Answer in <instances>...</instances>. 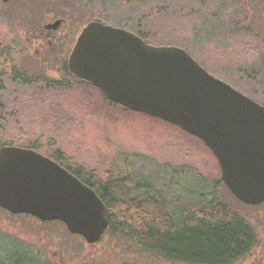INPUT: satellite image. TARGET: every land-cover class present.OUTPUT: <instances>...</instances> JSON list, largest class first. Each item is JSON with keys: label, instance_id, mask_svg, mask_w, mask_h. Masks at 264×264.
<instances>
[{"label": "rangeland", "instance_id": "374dc122", "mask_svg": "<svg viewBox=\"0 0 264 264\" xmlns=\"http://www.w3.org/2000/svg\"><path fill=\"white\" fill-rule=\"evenodd\" d=\"M204 1L206 6L199 9V0H169L158 12L164 6L160 0L123 1L120 6L108 0H11L0 1V16L8 25V36L26 46L24 55H15L17 67L33 75L56 78L61 76L59 62L66 57L80 28L97 17H105L114 26L131 28L140 20L146 21L141 30H148L153 38L165 43L182 42L191 50L190 55L201 59L217 49L213 40L223 38L222 44L235 60L254 68L248 77L242 71L234 85L226 81L264 102V56L247 51V44L264 42V0ZM57 18L67 22L55 31L42 28ZM241 25L253 34L237 32ZM216 29H222V35ZM6 88L3 98L8 105L16 103L17 115L4 120L15 130L7 129L0 140L14 137L34 141L40 151L46 152L60 148L72 162L93 169L99 176H104L108 168L116 169L130 181L143 180L149 188H158L163 198L181 193L209 198L214 192L257 232L254 249L234 264H264V203L247 205L237 200L223 182L216 183L220 174L217 160L196 140L151 116L127 113L118 105L108 104L97 89L78 85L66 94L49 96L48 106L62 108L63 122L68 124L56 130L55 120L46 115L45 101L40 99V103L39 97L36 100L31 86L16 83ZM40 222L0 211V240H14L18 249L37 252L40 260L59 264H182L154 258L120 234L105 230L100 241L88 245L58 220Z\"/></svg>", "mask_w": 264, "mask_h": 264}, {"label": "water", "instance_id": "95a60500", "mask_svg": "<svg viewBox=\"0 0 264 264\" xmlns=\"http://www.w3.org/2000/svg\"><path fill=\"white\" fill-rule=\"evenodd\" d=\"M61 23L57 18L42 28L55 31ZM80 29L66 60L71 74L115 104L198 137L235 198L264 203V105L212 75L183 47L153 45L102 19ZM0 207L58 220L88 245L108 228L107 207L95 190L31 147L0 146Z\"/></svg>", "mask_w": 264, "mask_h": 264}, {"label": "trees", "instance_id": "16d2710c", "mask_svg": "<svg viewBox=\"0 0 264 264\" xmlns=\"http://www.w3.org/2000/svg\"><path fill=\"white\" fill-rule=\"evenodd\" d=\"M123 1H125L123 4L134 2V0H110L111 4L116 6ZM135 1L145 2V0ZM160 1L164 6L159 8L158 12L162 11L169 0ZM199 2V9L206 6L204 0H199ZM242 19L241 21L244 20ZM2 20L3 18L0 19V21ZM106 22L109 23L110 21ZM144 22L140 20L135 28L115 24L138 34L148 43L152 41L159 43L158 45L183 47L191 54V50L182 42L170 41L165 43L153 38L148 30H141L140 26L144 25ZM7 28L6 22L2 21L0 23V135L6 133L7 129L15 130L14 126H12L13 128L8 127V123L5 124L4 120L7 117H13L14 114L17 115L16 103L8 105L3 95L8 84L16 83L31 86L36 100L39 97L40 103L42 102L40 99L45 101L42 104L47 109L46 115L55 120L54 128L56 130L66 127L68 124H64L62 118L64 110L53 104L48 106V100L50 99L49 96L64 94V88L69 86L68 83L57 82L40 73L33 75L20 70L15 64V55H24L26 46L20 45L15 37H9ZM248 28L241 25L238 30H235L253 34ZM221 31L222 29L215 30L217 34L222 35ZM222 39L213 40L218 50L216 49L212 55H206L202 59L197 58L194 54L192 57L209 72H211V68L217 72L218 78L231 81L234 85L240 81L242 71L248 77L254 68L237 59L235 60V57L230 54L229 48L222 44L224 41ZM247 45V51H258L260 56H264V42ZM221 47L223 48L221 49ZM97 90L100 92L99 89ZM101 95L106 100L104 95ZM257 102L264 105L262 101ZM120 107L127 113H136L123 106ZM157 120L176 128L181 134L192 140H196L212 155L208 147L204 146L198 137H194L178 126L162 119ZM7 145L31 147L40 153L46 152L40 151L36 142L26 139L9 137L0 140V146ZM60 150V148H56L53 151ZM76 173L85 184L90 185L95 190L106 205L108 216L106 232L123 235L134 241L143 252L154 258L182 264H234V262L248 255L256 245L257 232L255 229L238 212L230 209L224 200L218 198L214 192L209 198L201 195L198 197L193 195L182 196L183 193L171 194L168 198H163L162 192L158 188H149V185H146L147 182L143 180L139 182L130 181L128 175H122L120 171L113 168H108L104 176H99L93 169L82 167ZM215 182L222 183V180L218 178ZM16 244L17 242L14 240L11 242L0 241V264H59L52 262L51 259L42 261L37 252H29L26 248L18 249L15 247Z\"/></svg>", "mask_w": 264, "mask_h": 264}, {"label": "flooded vegetation", "instance_id": "af4514ba", "mask_svg": "<svg viewBox=\"0 0 264 264\" xmlns=\"http://www.w3.org/2000/svg\"><path fill=\"white\" fill-rule=\"evenodd\" d=\"M109 2H110V0H108ZM111 3V2H110ZM117 6H120V3H118V5ZM105 17H97V18H93V19H102V20H104L105 21V19H104ZM62 19V23L61 24H64V23H66L67 22V20L66 19H63V18H61ZM106 22V21H105ZM108 23V22H107ZM109 24V23H108ZM70 48L71 47H69V49H68V53L66 54V57H62L61 58V60H60V70H59V73L61 74V76H60V78H56V77H51L50 75L48 76V75H46L48 78L50 77L52 80H55V81H57V82H62V83H68V87H65L64 88V94H66L68 91H71V89H73L76 85H78V88H79V86L80 87H82V86H90V87H92V88H95V89H99V88H97L96 86H94V85H91V84H89V83H87V82H85V81H80L79 79H77L73 74H71V72H69V70H68V68H67V63H66V60H67V57H68V55H69V50H70ZM43 75H45V74H43ZM100 90V89H99ZM100 92H101V94H103L102 93V91L100 90ZM56 95H58V94H56ZM104 95V94H103ZM104 98L106 99V102L108 103V104H110V105H114L115 103H113L112 101H110L109 99H107L106 98V96L104 95ZM104 100V99H103ZM115 105H118L119 106V104H115ZM114 105V106H115ZM120 106H122V105H120ZM129 110V109H128ZM44 155H46V156H48L49 158H51V159H53V160H55L57 163H59L60 165H62L63 167H65V168H67L68 169V171H70L71 173H73L74 175H76L79 179H80V177L78 176V173H76V171H78V169L80 168V167H82L83 168V166L81 165V164H79V163H77V162H72V160H71V157L70 156H68L64 151L63 152H61V151H52V152H48V153H46V152H42ZM81 180V179H80ZM82 181V180H81ZM83 182V181H82ZM84 183V182H83ZM0 211H2L3 213H5L6 215H8V216H24L25 218H27V219H31L32 221L33 220H36L37 222H40L39 221V219H37L36 217H34V216H30V215H27V214H22V215H16V214H12L11 212H9L8 210H6V209H3V208H1L0 207ZM40 223H43V222H40ZM0 235H1V232H0ZM1 240H4V238L2 237L1 238ZM0 240V241H1ZM10 242H11V240H10Z\"/></svg>", "mask_w": 264, "mask_h": 264}]
</instances>
